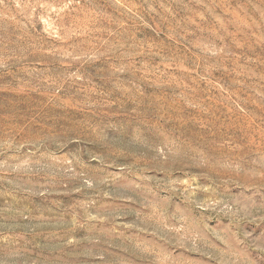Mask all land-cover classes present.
<instances>
[{
    "label": "rangeland",
    "instance_id": "obj_1",
    "mask_svg": "<svg viewBox=\"0 0 264 264\" xmlns=\"http://www.w3.org/2000/svg\"><path fill=\"white\" fill-rule=\"evenodd\" d=\"M0 264H264V0H0Z\"/></svg>",
    "mask_w": 264,
    "mask_h": 264
}]
</instances>
